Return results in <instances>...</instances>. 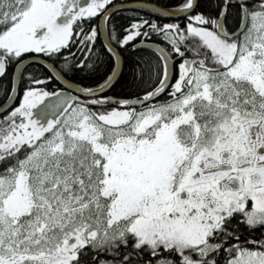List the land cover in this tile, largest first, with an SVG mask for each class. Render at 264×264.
Instances as JSON below:
<instances>
[{
	"label": "snow or ice",
	"instance_id": "obj_1",
	"mask_svg": "<svg viewBox=\"0 0 264 264\" xmlns=\"http://www.w3.org/2000/svg\"><path fill=\"white\" fill-rule=\"evenodd\" d=\"M118 2L0 0V264H264V0Z\"/></svg>",
	"mask_w": 264,
	"mask_h": 264
},
{
	"label": "trees",
	"instance_id": "obj_2",
	"mask_svg": "<svg viewBox=\"0 0 264 264\" xmlns=\"http://www.w3.org/2000/svg\"><path fill=\"white\" fill-rule=\"evenodd\" d=\"M131 1H134V0H119V3L131 2ZM135 1H137V0H135ZM139 1L153 3V4H156V5L161 6L163 8H169V9L177 8L183 2V0H139ZM197 3L199 4L200 9H203L204 11H208L210 8H215L220 3V0H197ZM132 9H134V8H132ZM125 10H129V9H125ZM150 13H152V11L144 9V11H142L140 13V15L147 18V16ZM129 14H133V13H129ZM124 15H125V11H121V12L117 13L118 17H122ZM166 22H168V21H166ZM172 22H177V21L173 20ZM229 22L230 23L232 22L231 17H230ZM100 44H102L101 41L98 42L97 47H100ZM71 51L73 53H75L77 56L80 55V53L77 52V49L75 47H73L71 49ZM141 54H143V53L132 52L131 50L122 53V71H121V74L119 76V79L115 82L114 87L110 91V94L112 96H116L119 98L121 95H123L125 98H128L129 93H131V94L137 93V89L133 85V82H132V68L134 67L132 61L135 60L137 55H141ZM65 55H67V53H65ZM37 68L44 70L43 66L40 64L39 65L29 64L24 69V72H25V74H27V72L31 71L32 69H37ZM101 71H102V69H101ZM73 76L75 77L74 79H73ZM10 79H11L10 76L0 78V103L5 100L7 93L10 89ZM69 79H72L74 84L80 83L81 79H83V85L84 86H89L91 84L90 75L86 74L84 72L70 74ZM97 82H99V81L97 80ZM21 85H24V82H22V80H21ZM57 85H58V83H56L55 87ZM51 91H53V90H51ZM0 163H2V162H0ZM240 231H241V238L242 239L244 237H250V240L254 239V238L258 239L260 236L259 231L247 233L244 231L243 228H241ZM85 259H88V258H85ZM88 262H90V264H91L90 260H88Z\"/></svg>",
	"mask_w": 264,
	"mask_h": 264
},
{
	"label": "water",
	"instance_id": "obj_3",
	"mask_svg": "<svg viewBox=\"0 0 264 264\" xmlns=\"http://www.w3.org/2000/svg\"><path fill=\"white\" fill-rule=\"evenodd\" d=\"M139 4L142 5L143 9L145 10H149V11H152L153 9H157L158 12L157 14H160L162 15L163 14V10L165 8L161 7V6H158L156 4H153V3H149V2H141L139 1ZM138 6L137 4V1H131V2H126V3H119L117 4V7H123V9H132V8H136ZM100 41L101 43L103 42V37L100 38ZM155 46V45H154ZM32 58H37V59H41V64L43 65L45 63V60L40 58V57H29V58H26V65L29 64L27 63V61L29 59H32ZM122 71V70H121ZM13 72H15L17 75H16V80H15V83L17 85V88H18V85H19V81H20V77H19V70L16 69L14 67L13 69ZM116 81H114V84H115ZM61 87H63V83L62 81H58L57 82ZM16 100V93H13V96H12V99H9L7 98L1 105H0V115L1 114H4L5 113V109L9 110L14 102ZM38 108L40 107L39 105L37 106ZM34 118L36 119H41L42 122L46 119V118H51V116H48V117H40L38 115H35V110H34Z\"/></svg>",
	"mask_w": 264,
	"mask_h": 264
},
{
	"label": "flooded vegetation",
	"instance_id": "obj_4",
	"mask_svg": "<svg viewBox=\"0 0 264 264\" xmlns=\"http://www.w3.org/2000/svg\"><path fill=\"white\" fill-rule=\"evenodd\" d=\"M196 2H197V0H196ZM28 57H39V56H37V54H31V56H28ZM28 57H26V58H28ZM41 58V57H40ZM43 59V58H42ZM34 64V63H33ZM29 65V64H28ZM27 66V65H26ZM26 66H25V68H26ZM24 68V69H25ZM13 69H14V67L13 68H11V70H9L10 71V73H12L13 72ZM0 78H2V77H0ZM11 83H12V81H11V79H10V88H11ZM23 86L24 85H21V79H20V81H19V85H18V88H17V92H16V100H15V102H14V104H13V106L12 107H15L17 104H18V102H19V97H20V95H22V88H23ZM55 88H62L59 84L55 87V86H53V87H50V91L51 90H55ZM10 90V89H9ZM107 95H109V96H112L111 94H110V91L109 92H107L106 93ZM8 98V95L6 96V98H5V100ZM118 98V97H117ZM4 100V101H5ZM3 101V102H4ZM3 102H1L0 103V105L3 103ZM11 110V109H10ZM9 110V111H10ZM7 114V112L6 113H4V114H1L0 115V118H2L3 117V115H6ZM245 238V237H244ZM243 238V239H244ZM247 239H249L250 240V237H246ZM242 238H241V240H243ZM88 264H90V262H88ZM221 264H223V261H221Z\"/></svg>",
	"mask_w": 264,
	"mask_h": 264
}]
</instances>
